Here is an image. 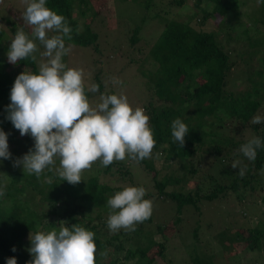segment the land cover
<instances>
[{"label":"trees","instance_id":"trees-1","mask_svg":"<svg viewBox=\"0 0 264 264\" xmlns=\"http://www.w3.org/2000/svg\"><path fill=\"white\" fill-rule=\"evenodd\" d=\"M252 1L167 0L160 7L171 11L159 19L163 27L152 48L157 72H154L150 101L144 108L156 145L150 158L133 161L151 177V192L146 191L145 199L151 200L152 204L155 200L174 204L178 212L175 220L164 221L165 225L156 223L151 228L157 219L152 210L151 217L138 224L135 231L120 229L113 233L107 224L110 215L107 200L125 187L110 186L92 174L76 185L62 181L57 175L51 184L44 175L39 178L28 172L10 175L7 179L0 178V185L5 180V195L0 196V264H6L11 257L16 258L17 264H29L33 259L28 251L32 235L53 229L59 231L61 227L71 229L74 224L95 234L96 264H212V256H197L183 262L175 261V258L164 261L167 243L178 233L191 232V240H195L192 243L198 242L197 228L187 232L181 228L180 215L185 207L200 212L202 202L212 203L229 196L245 202L258 187L262 189L263 178L259 171L264 169V67L261 63L264 32L259 30V26L264 27V0L253 1L258 4V11L246 12L245 8ZM187 2L195 13L181 20L177 16L178 10ZM87 3V0H46L45 7L64 16L72 28V39L65 38L67 42L80 46L95 44L97 35L86 23L83 31L77 34L79 23L71 12L76 5L84 16L88 12ZM155 3L156 0L139 2L146 11L157 9L159 5ZM82 5L85 9H81ZM215 14L222 17L218 27H223V31L219 35L217 31L203 29ZM226 19L231 21L230 25L226 24ZM244 20L247 25H244ZM8 23L11 35L0 26V54L8 52L10 46L7 41L10 36H15V24ZM239 26H242V31L237 30ZM139 31V28L135 29L129 37L131 44L137 42ZM227 33L229 37L235 35L241 45H248L249 50L243 49L241 53L248 54V62L237 63L224 48L223 41L218 40L221 34ZM235 56L244 57L240 54ZM255 56L257 62L251 61ZM5 57L0 60V128L3 131L12 125L6 119V108L10 104L13 67H26L37 73L36 63L30 58L13 65L8 62L7 53ZM240 66L242 78L235 79L233 71ZM8 67H11L10 71ZM96 78L97 85H100L98 74ZM243 86L246 88L241 90ZM256 116L261 117L260 124L252 122ZM177 118L189 129L182 148L172 137V122ZM222 132L229 134L223 135ZM247 133L252 134L246 139ZM254 136L261 138L262 147L257 150L255 161H249L239 149ZM158 157L165 163H173L182 173L165 174L158 179L159 173L154 166ZM235 160L241 161L237 169L231 167ZM245 166V175L241 177L239 169ZM112 168L120 177L128 179L130 186L145 189V186L134 183L129 168L122 162L114 161L107 166L104 175L110 174ZM26 187H31L41 196L39 205H34L32 196L25 195ZM261 200L264 205V196ZM88 210H94L95 214H87ZM243 232L241 237L237 236V242H240L236 243L244 245L238 251L242 256L238 259L232 256L227 261L229 264H264V256L261 255L264 224L258 229L254 225ZM156 235L159 240H156ZM255 252L257 254L252 259L243 262V256Z\"/></svg>","mask_w":264,"mask_h":264},{"label":"clouds","instance_id":"clouds-1","mask_svg":"<svg viewBox=\"0 0 264 264\" xmlns=\"http://www.w3.org/2000/svg\"><path fill=\"white\" fill-rule=\"evenodd\" d=\"M24 20L32 28V38L23 28L16 31L7 52L8 62L15 65L21 60L36 61L38 45H43L38 73L22 72L14 80L10 90L8 119L21 136L30 135L33 149L13 162L22 166L28 174L39 178L47 169L52 171L59 160L56 173L71 185L80 183L82 175L99 161L107 167L114 161L130 158L141 161L151 157L156 145L149 116L142 108L133 109L127 96L121 94L100 95V103L92 107L85 92L82 69L67 68L63 57L70 51L65 38L72 39V28L66 18L45 7L46 0H26ZM83 31L78 26L77 34ZM50 32L58 33L49 36ZM114 83L122 81L114 78ZM88 91L96 93L99 85L93 83ZM262 122L260 116L252 121ZM189 129L181 119L172 122V137L182 148ZM8 134L0 129V158H11ZM262 147L259 137L241 145L239 152L249 161H255L257 150ZM240 160L231 167L237 169ZM246 166L239 169L243 177ZM49 184L51 178H46ZM5 186L0 185V196ZM143 187L129 186L107 200L110 215L108 228L135 231L136 226L149 219L153 204L145 199ZM94 233L76 224L53 229L48 233L37 232L30 237L29 264H96L97 247ZM15 252V247L12 248ZM6 264H17L16 258H8Z\"/></svg>","mask_w":264,"mask_h":264},{"label":"rangeland","instance_id":"rangeland-1","mask_svg":"<svg viewBox=\"0 0 264 264\" xmlns=\"http://www.w3.org/2000/svg\"><path fill=\"white\" fill-rule=\"evenodd\" d=\"M141 0H87V10L83 15L80 14L78 7L75 5L73 8V17L79 23V26H84L85 23L90 30L97 35L95 44L91 46H80L67 42L65 39L66 47H71V51L63 57V62L67 68L82 69L84 72L85 92L92 107H96L100 103V95L106 93L125 95L128 102L133 109L139 107L144 110L145 105L150 101L152 85L154 82L155 63L152 59V48L154 43L159 37L162 30L160 20L162 15L171 10L165 8L160 9L162 4L167 3V0H156L158 6L155 10L146 11L139 2ZM246 1V0H244ZM254 1V0H253ZM249 2L246 12L258 11L260 8L258 4ZM30 2V0H29ZM161 3V4H160ZM139 4V5H138ZM164 6V5H162ZM27 7L26 0H0V26L3 27L8 34L10 33V26L8 22L14 23V32L20 28H23L25 33L32 38V28L24 20V12ZM81 9H85L82 5ZM162 10L159 14L158 11ZM177 16L184 20L187 15L195 13L187 2L181 9L178 10ZM176 12V11H175ZM158 15L160 18H153ZM195 15H198L196 13ZM174 17L176 15L174 14ZM176 17V18H178ZM160 19V20H159ZM222 17L218 14L213 15L209 22L203 26L205 31H217L218 35L223 31V27H218ZM227 25L231 24V21L225 20ZM244 25H247V21L244 20ZM241 25V24H240ZM139 28L138 40L136 43L131 44L128 40L135 29ZM237 30L242 31V26H239ZM259 30L264 32V27L259 26ZM58 33L50 32L48 35H56ZM14 36H10L12 40ZM7 41V45L10 46L11 40ZM218 40L223 41L224 48L228 49L237 63L248 62L247 56L241 54L243 49L249 50L247 44L241 45L240 40H237L235 35L221 34ZM255 42V41H254ZM38 45V52L35 53L37 60L36 69L39 71V64L45 61V58L41 56L44 51L43 45ZM96 48V51H95ZM0 60L5 57V51L1 52ZM240 54L243 58L235 56ZM261 61L264 67V53ZM8 60V59H7ZM251 61L257 62V56L253 57ZM11 71V80L14 83L15 78L20 73L32 72L26 67H13ZM11 67H8L10 71ZM241 66L237 67L233 71V78H242ZM96 74L99 75V91L93 93L88 91L91 84H97ZM114 78L122 81V83H114ZM243 86L241 90L245 89ZM235 92V91H234ZM236 93V92H235ZM10 103V99L8 98ZM158 105V103H156ZM10 129H5V133L8 134V145L11 153V158L4 160L0 158V178L7 179L10 175L27 172L23 170L22 166H14L13 162L23 157L30 149H33L34 140L30 135L21 136L19 131L10 126ZM3 129V128H0ZM223 135H228L227 132H222ZM252 133H247L245 138L251 137ZM122 162L127 165L130 173L133 177V181L136 184L145 186L146 191L151 192V177L140 168V166L133 160L126 158ZM182 162V161H181ZM154 166L158 170V179H162L165 174L174 173V175L181 174V170H177V166L173 163H165L162 158H156L154 160ZM59 167V160L54 166L52 171L47 169L42 174L44 179H55V175L59 176L55 168ZM103 167L99 161L94 163L90 170H86L82 179L86 180L90 174L91 176L98 177L100 182L107 183L110 186H122L129 187L130 182L128 179L120 177L115 168H112L110 174L104 175ZM94 173V174H93ZM260 176L263 178L262 189L259 187L257 191L250 194L245 202L237 201L234 196H229L227 199L216 200L212 203L202 202L200 204V212L194 211L191 207H185L180 215L182 222L181 228L185 231H191L197 228L198 242L192 243L195 240H191V232L178 233L173 239L167 243V252L165 254L166 263L169 259L175 261H186L189 258L193 259L197 256H212L210 262L212 264H229L227 261L229 257L238 259L241 249L244 245H238L237 236L244 234V230L251 228L254 225L258 229L259 225L264 224V205L261 198L264 196V169L259 171ZM36 176V175H35ZM34 177V175H33ZM47 181V180H46ZM5 180L3 181L4 186ZM6 184H8L6 182ZM5 184V185H6ZM22 186V185H21ZM180 187V186H179ZM25 195L32 196L31 201L34 205H39L41 202V196L38 195L31 187L25 188ZM254 201V202H252ZM44 204V203H43ZM153 211L156 213L157 218L153 221L151 228L156 223L164 224L167 221L175 220L178 215L176 206L169 202H161L155 200L153 203ZM87 214H95L94 210H88ZM244 213V215H243ZM107 215V214H105ZM166 221V222H164ZM164 222V223H163ZM165 225V224H164ZM255 228V227H254ZM243 230V231H241ZM253 230V228L251 229ZM190 236V240H189ZM156 240H159V236L156 235ZM192 243V244H191ZM192 245V246H191ZM257 252L243 256V262L252 259ZM261 255L264 256V248L261 251ZM234 259L233 261L236 262ZM204 262V260H203ZM207 262H204L205 264ZM191 264V262H190ZM233 264V263H230Z\"/></svg>","mask_w":264,"mask_h":264}]
</instances>
